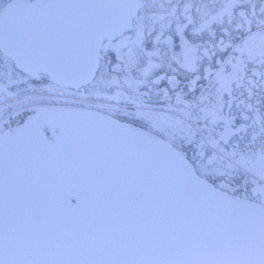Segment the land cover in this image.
I'll list each match as a JSON object with an SVG mask.
<instances>
[{
	"label": "snow or ice",
	"instance_id": "obj_1",
	"mask_svg": "<svg viewBox=\"0 0 264 264\" xmlns=\"http://www.w3.org/2000/svg\"><path fill=\"white\" fill-rule=\"evenodd\" d=\"M139 7L138 0H0V60L22 76L9 84L27 83L31 93L63 89L55 104L24 95L7 123L0 107V264H166L178 250L264 234V202L225 195L213 180L222 170L189 165L186 152L133 127L153 119L138 99L127 98L136 111L112 113L116 119L63 99L95 79L101 61L114 60L113 71L122 61L135 67L122 51L127 38L113 41L132 30ZM135 32L142 46L143 23ZM221 110L218 103L210 111L213 122L224 121L227 143L232 118ZM235 163L264 180V147Z\"/></svg>",
	"mask_w": 264,
	"mask_h": 264
},
{
	"label": "flooded vegetation",
	"instance_id": "obj_2",
	"mask_svg": "<svg viewBox=\"0 0 264 264\" xmlns=\"http://www.w3.org/2000/svg\"><path fill=\"white\" fill-rule=\"evenodd\" d=\"M138 2L132 30L113 41L127 38L122 51L131 53L135 67L122 61L119 70L113 71L114 60L112 64L101 61L95 79L79 90L73 88L65 93L79 97L70 106L101 115L133 113L136 105L127 98L138 99L143 110L152 113L157 122L145 119L144 127L133 126L183 150L190 164L196 161L209 173L222 170L223 175L213 176L220 190L229 192L232 188L236 197L257 204L264 202V180L249 178L247 174L251 172L235 163L240 154L249 156L264 147V0ZM229 4L230 11L225 12ZM221 12L223 15H218ZM205 21L210 22L201 28ZM137 23L144 25L142 46L134 42ZM9 80L21 81L22 76L0 60V107L6 123L24 95H40L47 98L42 103L55 104L63 91L52 84L39 93H31L27 83L9 84ZM104 81L114 82L106 86ZM218 103L222 104L218 115L232 118V134L227 143L220 137L224 121L213 122L210 111ZM112 118L116 119V115ZM181 129L194 130L195 134L189 139ZM233 149L237 156L229 157L227 153ZM209 182L212 184V180Z\"/></svg>",
	"mask_w": 264,
	"mask_h": 264
},
{
	"label": "water",
	"instance_id": "obj_3",
	"mask_svg": "<svg viewBox=\"0 0 264 264\" xmlns=\"http://www.w3.org/2000/svg\"><path fill=\"white\" fill-rule=\"evenodd\" d=\"M133 127L137 128L140 132L146 133L154 142L160 145L173 147L176 151H179L171 144L166 143L150 132L136 126ZM185 162L191 165L188 160ZM200 178L204 179L202 177ZM207 183L211 184L209 181H207ZM221 192L225 195L233 196L224 191ZM246 201L248 203L257 204L252 201ZM166 264H264V234L249 232L242 237L230 238L211 244L198 245L190 249L178 250L166 261Z\"/></svg>",
	"mask_w": 264,
	"mask_h": 264
},
{
	"label": "built area",
	"instance_id": "obj_4",
	"mask_svg": "<svg viewBox=\"0 0 264 264\" xmlns=\"http://www.w3.org/2000/svg\"><path fill=\"white\" fill-rule=\"evenodd\" d=\"M75 99H76V97H75Z\"/></svg>",
	"mask_w": 264,
	"mask_h": 264
}]
</instances>
